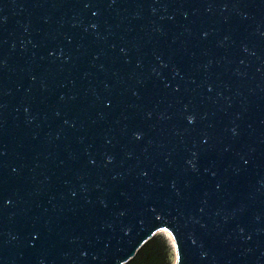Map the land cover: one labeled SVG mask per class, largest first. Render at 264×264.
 Returning a JSON list of instances; mask_svg holds the SVG:
<instances>
[{
  "label": "water",
  "instance_id": "water-1",
  "mask_svg": "<svg viewBox=\"0 0 264 264\" xmlns=\"http://www.w3.org/2000/svg\"><path fill=\"white\" fill-rule=\"evenodd\" d=\"M264 264V0H0V264Z\"/></svg>",
  "mask_w": 264,
  "mask_h": 264
},
{
  "label": "trees",
  "instance_id": "trees-1",
  "mask_svg": "<svg viewBox=\"0 0 264 264\" xmlns=\"http://www.w3.org/2000/svg\"><path fill=\"white\" fill-rule=\"evenodd\" d=\"M174 254L169 241L162 235H155L146 242L126 264H174Z\"/></svg>",
  "mask_w": 264,
  "mask_h": 264
},
{
  "label": "rangeland",
  "instance_id": "rangeland-1",
  "mask_svg": "<svg viewBox=\"0 0 264 264\" xmlns=\"http://www.w3.org/2000/svg\"><path fill=\"white\" fill-rule=\"evenodd\" d=\"M158 234L164 236L169 241V244L171 245L170 236H169V234L167 232L162 231V232H160ZM171 247H172V245H171ZM172 249H173V247H172ZM173 254H174V249H173ZM174 260H175V254H174Z\"/></svg>",
  "mask_w": 264,
  "mask_h": 264
}]
</instances>
